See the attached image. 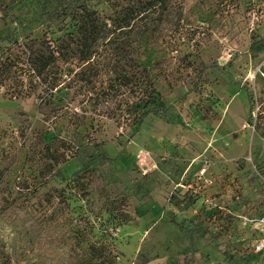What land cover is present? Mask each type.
I'll return each instance as SVG.
<instances>
[{
  "label": "rangeland",
  "instance_id": "374dc122",
  "mask_svg": "<svg viewBox=\"0 0 264 264\" xmlns=\"http://www.w3.org/2000/svg\"><path fill=\"white\" fill-rule=\"evenodd\" d=\"M180 1L162 39L193 36V64L167 54L169 109L131 116L105 86L122 50L83 80L70 60L42 100L28 43L73 27L55 0H0V264H264L243 221L264 213V0Z\"/></svg>",
  "mask_w": 264,
  "mask_h": 264
},
{
  "label": "trees",
  "instance_id": "16d2710c",
  "mask_svg": "<svg viewBox=\"0 0 264 264\" xmlns=\"http://www.w3.org/2000/svg\"><path fill=\"white\" fill-rule=\"evenodd\" d=\"M55 1L61 4V8L58 6L55 11L57 16L63 17L64 20L68 18L67 26L72 25L73 30L64 32L55 39L47 37L28 43L27 61L38 77L37 83L46 84L49 90L52 89L47 96L41 97L42 100H50L62 76L68 77L74 71L65 65L70 60L74 63L77 59L80 71H76L75 76L81 80L87 78L88 73L92 74L91 71L95 68L94 55L102 48L108 51H124L125 65L117 63L109 67L105 86L114 90L115 96L122 86L126 87L125 102L129 104L126 109L131 116L133 112L141 115L150 112L160 114L169 109L170 105H167L165 96L168 91H173L174 85L173 79H168L167 85L163 82L167 76L164 74V58L167 54L174 57L180 54L185 65L191 66L193 61L190 56L195 55L191 49L194 37L187 33L177 46L172 43L164 44L162 39L165 34H162L161 26L165 19L172 20L180 0ZM62 1L65 3L62 4ZM105 3L108 4L107 8L98 7ZM201 18L205 21L204 14ZM162 45L172 46V50H177V53L171 55V51L168 53ZM163 53L164 55H161ZM147 57H153L151 65L145 64ZM88 146L89 143L86 147ZM98 158L104 159L107 156L104 152L95 154L92 161ZM1 212L4 214L6 211L0 210V214Z\"/></svg>",
  "mask_w": 264,
  "mask_h": 264
},
{
  "label": "built area",
  "instance_id": "2783aa9c",
  "mask_svg": "<svg viewBox=\"0 0 264 264\" xmlns=\"http://www.w3.org/2000/svg\"><path fill=\"white\" fill-rule=\"evenodd\" d=\"M243 221L244 224L258 231V236L254 243V252L262 253L264 251V213L258 215H243Z\"/></svg>",
  "mask_w": 264,
  "mask_h": 264
}]
</instances>
